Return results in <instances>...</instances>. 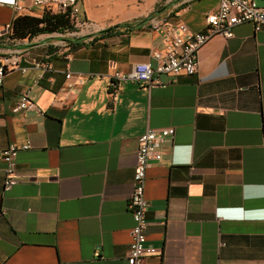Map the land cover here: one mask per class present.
Here are the masks:
<instances>
[{
    "label": "crops",
    "instance_id": "0c3cea01",
    "mask_svg": "<svg viewBox=\"0 0 264 264\" xmlns=\"http://www.w3.org/2000/svg\"><path fill=\"white\" fill-rule=\"evenodd\" d=\"M218 3L133 0L115 9L81 0L84 26L0 45L11 57L0 86V150L30 143L17 153L8 190L0 161V264H128L137 138L168 127L162 160L146 170V243L159 254L144 264H264L262 34L239 24L232 38L216 35L200 48L197 73L175 82L160 75L168 84L151 89L122 82L115 100L109 94L115 72L156 66L152 52L164 48L153 21L199 32ZM45 11L0 4V28ZM24 94L43 115L12 112Z\"/></svg>",
    "mask_w": 264,
    "mask_h": 264
},
{
    "label": "built area",
    "instance_id": "2783aa9c",
    "mask_svg": "<svg viewBox=\"0 0 264 264\" xmlns=\"http://www.w3.org/2000/svg\"><path fill=\"white\" fill-rule=\"evenodd\" d=\"M81 0H0L1 5L12 7L15 11H30L32 7L40 6L52 13L67 14L72 26L78 28L85 25L79 19V2ZM26 4V5H24ZM249 22L254 32L262 34L264 44V0H219L216 12L209 13L204 19V29L192 32L184 24H169L153 21L152 26L160 33L164 52H152V58L157 62L155 67L149 63H137L128 73L115 72L110 80V97L116 99L119 84L122 82L136 83L151 89L165 87L168 83L160 80V75H167L175 82L181 74L193 75L198 70V52L211 38L220 35L226 39L233 37V28ZM18 39L13 37L12 22L0 28V45L14 44ZM11 57L0 55V86ZM33 66L40 70L50 69L47 63L33 60ZM66 79L74 78L80 84V74L65 75ZM36 112L43 115L37 105L24 94L19 97L12 108L13 113ZM174 134V128H148L137 138L138 146L135 154V168L131 192L127 198V210L133 220L130 229V244L127 254L128 264H144L149 256L159 254V251L146 243V212L149 204L144 197L146 170L150 162H160L163 158L162 146L167 138ZM30 148V143L22 145L9 144L0 150V161L4 163L3 190L10 189L15 181V160L20 150Z\"/></svg>",
    "mask_w": 264,
    "mask_h": 264
},
{
    "label": "trees",
    "instance_id": "16d2710c",
    "mask_svg": "<svg viewBox=\"0 0 264 264\" xmlns=\"http://www.w3.org/2000/svg\"><path fill=\"white\" fill-rule=\"evenodd\" d=\"M145 20L139 21L135 26L142 24ZM71 21L67 14L52 13L46 10L41 17L19 16L12 21L13 37L18 40L31 39L39 34L60 33L64 29L71 30ZM114 26L101 33H109L118 28ZM131 28L132 26L126 25Z\"/></svg>",
    "mask_w": 264,
    "mask_h": 264
},
{
    "label": "rangeland",
    "instance_id": "374dc122",
    "mask_svg": "<svg viewBox=\"0 0 264 264\" xmlns=\"http://www.w3.org/2000/svg\"><path fill=\"white\" fill-rule=\"evenodd\" d=\"M83 2H109L116 9V6H119L121 2H133V0H83ZM118 15L119 13H113L111 16L117 17Z\"/></svg>",
    "mask_w": 264,
    "mask_h": 264
}]
</instances>
